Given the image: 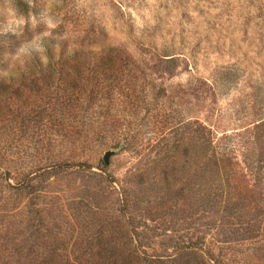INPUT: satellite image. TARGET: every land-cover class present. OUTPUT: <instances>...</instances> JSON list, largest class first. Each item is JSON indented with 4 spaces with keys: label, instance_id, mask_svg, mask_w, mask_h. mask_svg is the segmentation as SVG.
<instances>
[{
    "label": "rangeland",
    "instance_id": "1",
    "mask_svg": "<svg viewBox=\"0 0 264 264\" xmlns=\"http://www.w3.org/2000/svg\"><path fill=\"white\" fill-rule=\"evenodd\" d=\"M24 1L0 0L12 65L43 37L133 65L76 117L49 76L1 71L0 264H93L119 231L175 264H264V0Z\"/></svg>",
    "mask_w": 264,
    "mask_h": 264
},
{
    "label": "trees",
    "instance_id": "2",
    "mask_svg": "<svg viewBox=\"0 0 264 264\" xmlns=\"http://www.w3.org/2000/svg\"><path fill=\"white\" fill-rule=\"evenodd\" d=\"M12 2L19 10L24 9L26 5L24 0H12ZM18 42V37L15 34L0 33V73L3 69L11 70L12 68V71H15V75H18L20 79L21 77L24 78L26 73L39 78L49 76L55 82L54 87L56 89L51 99L53 110L61 109V113L66 116H75L77 111H81L85 102L93 104L110 97L112 95L111 92H113V89L110 88L113 82L121 83V77L119 78V76L126 73V70H129V66L133 65L130 56L107 41L99 44L98 50L95 51L82 43V45L74 44L73 48H70L64 40L46 37H43L42 53L32 51L30 56L25 58L24 65H19L18 63L12 65V59L5 56L3 50L18 44ZM167 61L168 63H174L173 59ZM130 72L131 70H129V74ZM38 80H33L32 84L39 85L40 82ZM80 135L81 131L78 128L71 127L69 129L70 139H80ZM201 140L203 139L198 137V141L200 142ZM208 145L212 146L210 143ZM70 165L79 169L90 168V165L80 162ZM117 234L115 239L108 241L105 240L102 233V237H100L101 249L91 252L93 264L174 263L171 259L163 256L149 255L142 252L136 246L128 250L126 246L129 243H134L137 239L130 242V237L127 234H123L121 231ZM185 248H188L189 252L202 250L196 243L187 245ZM31 257L33 259L37 258ZM54 260L55 258L52 254L51 257H46L45 264L51 261L54 262ZM185 264H189V261ZM201 264L206 263L202 262Z\"/></svg>",
    "mask_w": 264,
    "mask_h": 264
},
{
    "label": "water",
    "instance_id": "3",
    "mask_svg": "<svg viewBox=\"0 0 264 264\" xmlns=\"http://www.w3.org/2000/svg\"><path fill=\"white\" fill-rule=\"evenodd\" d=\"M117 154H119V150L110 149L106 151L105 154L103 155V162L105 163V165L108 166L110 164L111 158Z\"/></svg>",
    "mask_w": 264,
    "mask_h": 264
}]
</instances>
